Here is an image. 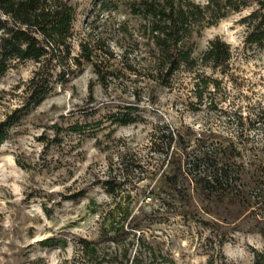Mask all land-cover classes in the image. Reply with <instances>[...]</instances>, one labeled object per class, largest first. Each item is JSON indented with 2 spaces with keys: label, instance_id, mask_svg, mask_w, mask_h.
Returning <instances> with one entry per match:
<instances>
[{
  "label": "rangeland",
  "instance_id": "rangeland-1",
  "mask_svg": "<svg viewBox=\"0 0 264 264\" xmlns=\"http://www.w3.org/2000/svg\"><path fill=\"white\" fill-rule=\"evenodd\" d=\"M68 1L75 9L71 54L80 52L81 41L98 54L109 46L113 76L102 84L89 61L65 77L55 67L45 97L9 128L0 143V264H71L80 238H99V210L114 205L107 178L123 182L117 197L131 200L129 217L140 222L142 248L154 249L152 256L144 250L143 264H208L210 258L213 264H253L255 250L264 249V123L254 119L264 105V47L244 41L239 20L249 9L192 37L197 59L216 35L230 44L226 72L180 69L163 84L146 69L137 74L122 63L116 39H128L116 27L121 20L129 28L135 23L123 3L102 11L98 0ZM35 67L33 60L13 61L0 74V120L25 102ZM196 72L217 78L218 86L200 82L197 96ZM126 106L135 120L114 122ZM153 135L161 136L157 152ZM182 144L224 150L235 186L170 185L167 160L181 154ZM121 154L124 169L117 167ZM45 238L51 245L40 243ZM99 246L114 248L105 241Z\"/></svg>",
  "mask_w": 264,
  "mask_h": 264
},
{
  "label": "trees",
  "instance_id": "trees-1",
  "mask_svg": "<svg viewBox=\"0 0 264 264\" xmlns=\"http://www.w3.org/2000/svg\"><path fill=\"white\" fill-rule=\"evenodd\" d=\"M120 3L135 18L131 28L124 20L118 22L116 27L117 35L121 33L128 39H116L122 48L120 56L124 67L137 74L146 69L151 79L163 84L169 83L172 75L180 69L197 71L208 66L221 72L228 70L232 51L227 41L214 36L208 40L197 59L193 55L192 37L231 13L249 9L239 20L245 25L244 41L249 45L264 47V0H98L102 11L115 10ZM74 13V6L68 0H0V74L11 67L13 61L29 59L36 63L27 82L25 102L0 120V143L8 137L9 128L18 122L21 114L45 97L55 67L60 70V76L65 77L81 66L83 61H89L102 84L112 78L113 70L107 60L114 54L109 46L98 54L87 41H81L80 52L71 54ZM196 74L201 77V81H195L197 96H202L200 82L204 87L210 82L218 86L217 78ZM125 108L128 110L117 114L114 122L127 124L135 120L130 116L133 107ZM254 119L264 123V105L259 107ZM72 129L79 128L72 126ZM158 138L160 141L161 136L153 135L151 138V148L156 152L159 151L155 147L160 144ZM187 145L179 146L181 154L175 160H167L173 172L167 175L170 185L176 187L184 182L188 185L194 182L209 190L214 188L221 191L235 186L236 171L225 159L224 150L198 148L195 151L193 147L187 149ZM170 146L169 142L167 147ZM125 164L126 159L119 155L117 167L124 169ZM121 183L116 182L115 178L103 181L114 205L99 210V238H80L71 264H143L145 249L146 253L155 255L152 246L142 248L143 234L136 235V229H141L138 228L140 222L136 221L137 216L129 217L131 200L125 196L117 197L116 190L120 189ZM159 204L163 205L161 202ZM129 234L132 239H129ZM134 240L137 241L136 251L131 254L129 249L134 245ZM52 241V238H45L40 243L51 245ZM102 241L114 244L113 250L106 252L104 247L99 246ZM208 264H213L212 258ZM253 264H264V249L255 250Z\"/></svg>",
  "mask_w": 264,
  "mask_h": 264
}]
</instances>
